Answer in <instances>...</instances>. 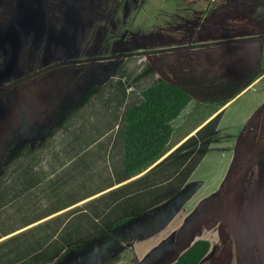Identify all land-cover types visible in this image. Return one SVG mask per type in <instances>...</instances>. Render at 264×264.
<instances>
[{"label": "rangeland", "instance_id": "1", "mask_svg": "<svg viewBox=\"0 0 264 264\" xmlns=\"http://www.w3.org/2000/svg\"><path fill=\"white\" fill-rule=\"evenodd\" d=\"M153 51L194 57L192 66L239 88L197 167L199 142L176 151L212 118L190 105L175 121L162 160L175 156L153 171L168 181L186 165L182 191L107 233L125 204L116 208L112 196L125 175L124 113L159 82ZM91 85L97 97L59 134L12 159L46 140ZM197 236L212 244L201 264H264L237 239L264 242V0H0V264L117 255L145 264L165 246L164 264Z\"/></svg>", "mask_w": 264, "mask_h": 264}, {"label": "trees", "instance_id": "2", "mask_svg": "<svg viewBox=\"0 0 264 264\" xmlns=\"http://www.w3.org/2000/svg\"><path fill=\"white\" fill-rule=\"evenodd\" d=\"M152 53L154 55L152 69L157 74L159 82L143 90L141 101L128 108L124 113L122 136H124L123 165L125 175L118 184L140 177L120 189H116L115 194L112 193V196L117 197L114 203L116 208L123 202L125 204L120 211L118 210L119 214L117 212L115 221L109 225L106 224L105 231L107 233L127 225L133 219L175 198L182 191L186 178L183 175L179 176L183 168H186V165H182L183 160L179 161L182 169L168 181L158 180L166 175L165 171L160 169L153 171V169L171 160L170 158L174 157L176 152L183 150L186 146L199 142L197 149L199 160L195 163V167H197L207 154L216 127L222 119L227 105L236 98L239 88L237 82L229 80L223 75H213L202 67L192 66L190 62L194 57L188 56L186 59L178 61L157 54L155 51ZM186 60L189 64L185 62ZM100 62L106 63L108 60L102 59ZM97 93L96 85L89 86L82 94L78 104L58 122L46 140L36 147H20L12 159L21 158L30 152L35 153L39 150L40 146L59 134L76 113L86 108L97 97ZM190 105H193L195 110L203 108V111L208 114L205 121L209 118L212 119L196 135L183 143L175 153L162 160L169 152V145L175 133V121ZM151 171L154 173L153 180L150 178ZM242 171L243 169H238L235 173L229 174L227 182H230L235 174L238 175ZM125 189L128 192L130 189L131 192L125 195L122 191ZM131 202L134 203L132 208ZM127 205L129 206L126 208ZM108 213L110 211L102 216L105 220ZM160 225L162 226V223ZM211 248L212 244L209 240L199 239L189 246L173 264H201ZM120 263V256L117 255L103 264Z\"/></svg>", "mask_w": 264, "mask_h": 264}, {"label": "water", "instance_id": "3", "mask_svg": "<svg viewBox=\"0 0 264 264\" xmlns=\"http://www.w3.org/2000/svg\"><path fill=\"white\" fill-rule=\"evenodd\" d=\"M174 214H171L173 216ZM237 239L244 245L248 247H255L257 250L258 257L261 259L262 258V249L260 245H258L257 241H252V242H247L241 237H237ZM193 243V240L191 241V244ZM165 249L163 247H156L154 248L146 257H145V264H154L156 261L160 259L161 254L163 253ZM182 251L180 250L178 254H176L172 260L166 261L164 264H173L178 257L180 256V253ZM259 259V260H260Z\"/></svg>", "mask_w": 264, "mask_h": 264}, {"label": "crops", "instance_id": "4", "mask_svg": "<svg viewBox=\"0 0 264 264\" xmlns=\"http://www.w3.org/2000/svg\"><path fill=\"white\" fill-rule=\"evenodd\" d=\"M135 179H137V178H134L133 180H135ZM133 180H129V181H125V182H123V183H121V184H116V186L114 187L115 189H113L114 191L117 189H120L121 187H123V186H125V185H127L128 183H131ZM89 198V197H88ZM88 198H85V199H83V200H81L80 202H82V201H85L86 199H88ZM79 202V203H80ZM55 213V212H54ZM54 213L53 214H51V215H54ZM49 217H51L50 215H49ZM53 217V216H52ZM43 219V218H42ZM42 219H40V220H37L38 221V223L39 222H41L42 221ZM37 221H36V223H37ZM170 221L164 226V227H167V226H169L170 225ZM33 224H35V222L34 223H32L31 225H33ZM129 224V223H128ZM30 225V226H31ZM29 225L27 226V227H30ZM26 227V228H27ZM139 228H141L143 231L145 230V228H147V227H145V226H140ZM157 230V229H156ZM200 239V237L199 236H197V238H196V240H194L193 241V243L194 242H196L197 240H199Z\"/></svg>", "mask_w": 264, "mask_h": 264}, {"label": "flooded vegetation", "instance_id": "5", "mask_svg": "<svg viewBox=\"0 0 264 264\" xmlns=\"http://www.w3.org/2000/svg\"><path fill=\"white\" fill-rule=\"evenodd\" d=\"M44 4H46L45 1H43V5H44ZM45 10H47V8H46ZM45 10H44V11H45ZM243 166H244L243 168H241V167H240V168H237L236 171H237L238 169H243V171H244V169H245L246 167L250 166V165L247 164L246 166H245V165H243ZM236 171H234V173H235ZM243 171H242V172H243ZM240 173H241V172H240ZM240 173H239V174H240ZM232 174H233V173H232ZM239 174H238V175H239ZM228 176H229V175H228ZM228 176H227V178L225 179L223 185L227 182V180H228ZM236 176H237V174L234 175V177H236ZM234 177L232 178V180H234ZM230 183H231V180H230ZM117 229H118V228L113 229L111 232H113L114 230H117ZM257 243H258V245H264V242H262V244H260L259 241H257ZM192 244H193V243H192ZM192 244H191V245H192ZM163 245H166V243H164ZM191 245H190V246H191ZM161 247H163V248L165 249V250L163 251V253H164V252L166 251V247H165V246H161ZM210 251H211V250H210ZM183 252H184V251L182 250V252L180 253V255H181ZM163 253H162V254H163ZM209 253H210V252H209ZM162 254H161V255H162ZM207 256H208V255H207ZM207 256H206V257H207ZM263 257H264V253H263V251H262V258H261V259H263ZM204 259H205V258H204ZM204 259H203V260H204ZM261 259H260V260H261ZM203 260H202V261H203ZM158 261H159V260H158ZM158 261H156L154 264H157ZM160 261H161V260H160ZM258 261H259V260H258ZM201 263H202V262H201ZM259 263L261 264L260 261H259Z\"/></svg>", "mask_w": 264, "mask_h": 264}, {"label": "clouds", "instance_id": "6", "mask_svg": "<svg viewBox=\"0 0 264 264\" xmlns=\"http://www.w3.org/2000/svg\"><path fill=\"white\" fill-rule=\"evenodd\" d=\"M142 176V175H141ZM137 178H139V177H137ZM172 217V216H171Z\"/></svg>", "mask_w": 264, "mask_h": 264}]
</instances>
